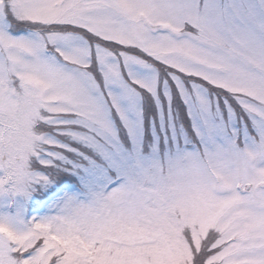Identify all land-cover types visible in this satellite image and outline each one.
<instances>
[{"label": "rangeland", "instance_id": "obj_1", "mask_svg": "<svg viewBox=\"0 0 264 264\" xmlns=\"http://www.w3.org/2000/svg\"><path fill=\"white\" fill-rule=\"evenodd\" d=\"M0 264H264V0H0Z\"/></svg>", "mask_w": 264, "mask_h": 264}, {"label": "trees", "instance_id": "obj_2", "mask_svg": "<svg viewBox=\"0 0 264 264\" xmlns=\"http://www.w3.org/2000/svg\"><path fill=\"white\" fill-rule=\"evenodd\" d=\"M23 27V26H22ZM52 28V27H51ZM58 28H61V27H58ZM67 31H70V32H77L81 35H83L86 39L88 40H96L94 39L93 37H91L88 33H86L85 30H82V29H79V28H75V27H71V26H68L66 28ZM99 41V40H98ZM106 45H110V43H106L104 42ZM113 46H118L119 48H124L126 49L125 47L123 46H119V45H116V44H113ZM138 54V53H137ZM140 55V54H139ZM159 69V68H158ZM170 86H171V81L169 78H167ZM199 83H202L205 87H207L210 91H214V87L210 86L209 84H206L202 81H198ZM173 100L171 102V114L173 116V120L175 123H178L182 126V128L188 133V134H191L193 135V131H192V127H191V121L187 115V111H186V108H185V105L183 104V102L179 99L176 91H175V88L173 87ZM151 102V97L149 96L148 98H146L143 102L144 104V110H147V107L149 108V106H151L150 104ZM152 107V106H151ZM236 113L240 116V118L244 117L243 113L241 112V110L236 107ZM144 126L147 127V117L144 118ZM119 135L121 136V138H123V140H125L124 138V131L123 129L121 128V126L119 127ZM191 138V137H190ZM191 141L194 145H198V140L196 139V137H192L191 138ZM64 167V166H63ZM44 168L46 169L47 173L51 174V176L53 178H55L53 180V184L51 186H49L48 190L46 192H44L43 194H39L37 199H39L40 197L44 196L47 192H50L52 190L55 189V187L59 184V183H67L68 185H74V184H78V180L75 176H73L72 174H69V173H60V172H53V170H51L50 167H42V169L44 170ZM66 168V167H65ZM53 174V175H52ZM208 240V238H207ZM206 242V240L204 241ZM205 244V243H203ZM204 247H206L207 245H203Z\"/></svg>", "mask_w": 264, "mask_h": 264}]
</instances>
